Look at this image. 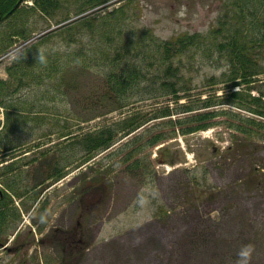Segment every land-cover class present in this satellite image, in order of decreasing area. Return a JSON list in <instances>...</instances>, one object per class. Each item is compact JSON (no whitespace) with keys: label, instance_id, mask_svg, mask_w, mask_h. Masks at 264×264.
<instances>
[{"label":"rangeland","instance_id":"374dc122","mask_svg":"<svg viewBox=\"0 0 264 264\" xmlns=\"http://www.w3.org/2000/svg\"><path fill=\"white\" fill-rule=\"evenodd\" d=\"M70 2L56 11L71 17L60 25L30 16L27 38H9L16 19L0 23V57L16 50L0 61V189L14 203L0 264H264V95L254 101L264 73L231 87L225 58L188 57L179 104L196 110L182 115L215 113L216 124L144 149L148 128L170 132L162 122L177 119L153 117L177 105L172 96H137L119 107L108 84L122 37L209 34L244 14L256 15L246 22L253 28L264 20V0ZM260 59L264 68V53ZM201 101L208 107L198 109ZM134 114L150 120L87 152L86 135ZM68 133L74 138H61ZM248 246L250 257H241Z\"/></svg>","mask_w":264,"mask_h":264},{"label":"trees","instance_id":"16d2710c","mask_svg":"<svg viewBox=\"0 0 264 264\" xmlns=\"http://www.w3.org/2000/svg\"><path fill=\"white\" fill-rule=\"evenodd\" d=\"M18 1L0 0V23L16 19L13 22V32L9 35L10 39L14 36L28 37L30 31L26 28L29 26L28 19L30 16L39 14L47 18V20L55 19L54 21L57 25L67 22L71 18L69 13L58 14L56 12L57 10H68L66 6H70V0H35L34 6L27 9L22 7L15 8ZM101 2L102 0H88V3L92 5ZM86 6L80 7L76 12L78 14L81 13ZM12 10L13 13L10 14ZM243 16V20L237 19L240 21L239 24L232 19L225 20V22L221 21L220 26L212 29L209 34L180 33L170 38V40H160L154 36H147L145 39L136 41L133 37H129V39L122 37V39L114 43L117 50L111 63L112 68L108 72V84L111 86V90L118 95L119 107L125 106L131 98L137 96L139 98L144 96L150 98L172 96V100L177 105L175 108L166 105L161 108L157 116L153 117V119L172 118L171 116L177 115L176 120L162 122L164 124L163 129L168 128L170 132L162 130L150 134L151 128H148L145 131L146 133H144L147 134L148 139L143 149L173 138L178 133L182 135L192 134L206 130L216 124L213 121L216 116L215 113L204 112L190 116L182 115L185 113L191 114V112L196 110L195 106L190 102L179 104L183 97L182 93L188 90L186 88L187 85H185L187 81L184 74V69L187 65L185 61L188 57L195 59L197 55L203 53L211 55L209 58L212 55H219L221 58H225L229 67L225 72L226 81L231 83V87L241 84L250 85L255 76L264 73L263 64L260 62V58L264 53V20L259 24L262 26L260 28L259 25L247 28L246 22L251 23L256 20V15L244 14ZM57 29L45 33L41 41L49 37L48 35ZM65 30L67 31L69 28ZM145 34L150 33L146 32ZM103 36H106V32ZM71 37H73V34H71ZM101 40V42H96V49L98 51L100 49L103 53V39ZM3 49L4 47L1 50ZM28 53L32 55L30 54L31 51H25L19 60H23V56H28ZM44 55H48V53H44ZM95 56L97 55L95 54ZM101 57L103 59L107 58L104 54H101ZM102 58L97 59L98 64L103 62ZM56 60L59 63L61 62L58 57ZM107 60H110V57ZM92 62L96 63V60ZM152 71L157 72V74L150 81L147 77ZM231 95L236 97L241 96V93L236 92ZM263 95L264 93L260 97H254L255 104L259 105L260 102H263ZM201 103L202 105L198 109L208 107L207 101H201ZM255 113L262 114L260 111H255ZM149 120L144 119L143 115L134 114L121 122L115 123V125L104 127L86 135L83 145L88 153H92L97 149H107L115 142L118 134L123 132L128 135V133L145 125ZM251 122L259 125L254 120ZM178 124L180 127H178ZM242 132L247 133L248 136H253L248 130L243 129ZM61 138L70 139L74 138V136L68 133L62 135ZM10 202L12 201L9 193L0 189V234L6 225L11 224L9 221V218L11 219L9 208L13 203L10 204ZM0 242H2L1 239Z\"/></svg>","mask_w":264,"mask_h":264},{"label":"clouds","instance_id":"9594fccd","mask_svg":"<svg viewBox=\"0 0 264 264\" xmlns=\"http://www.w3.org/2000/svg\"><path fill=\"white\" fill-rule=\"evenodd\" d=\"M250 248H251V246H248L245 250L241 251V252L239 253V255H240L241 257H243V258H248V257H250V254H251V252H250Z\"/></svg>","mask_w":264,"mask_h":264},{"label":"water","instance_id":"95a60500","mask_svg":"<svg viewBox=\"0 0 264 264\" xmlns=\"http://www.w3.org/2000/svg\"><path fill=\"white\" fill-rule=\"evenodd\" d=\"M23 2V0H20L17 4V6H19L21 3Z\"/></svg>","mask_w":264,"mask_h":264}]
</instances>
